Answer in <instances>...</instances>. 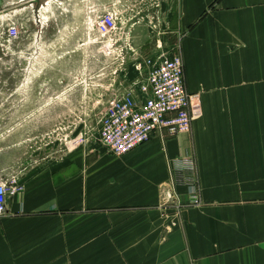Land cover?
<instances>
[{
	"label": "crops",
	"instance_id": "1",
	"mask_svg": "<svg viewBox=\"0 0 264 264\" xmlns=\"http://www.w3.org/2000/svg\"><path fill=\"white\" fill-rule=\"evenodd\" d=\"M121 3L163 27L136 59L180 50L201 114L189 133L123 156L97 137L27 176L0 216V264H264V0ZM187 156L195 173L173 165Z\"/></svg>",
	"mask_w": 264,
	"mask_h": 264
},
{
	"label": "rangeland",
	"instance_id": "2",
	"mask_svg": "<svg viewBox=\"0 0 264 264\" xmlns=\"http://www.w3.org/2000/svg\"><path fill=\"white\" fill-rule=\"evenodd\" d=\"M121 1L6 0L0 11L2 180L23 185L66 152L100 142L108 106L144 80L136 58L153 54L147 46L156 38L163 46V27H137L142 21ZM108 10L117 13L118 27L100 35L93 24ZM13 24L20 29L15 38L8 35Z\"/></svg>",
	"mask_w": 264,
	"mask_h": 264
},
{
	"label": "built area",
	"instance_id": "3",
	"mask_svg": "<svg viewBox=\"0 0 264 264\" xmlns=\"http://www.w3.org/2000/svg\"><path fill=\"white\" fill-rule=\"evenodd\" d=\"M94 30L100 35H109L118 27L116 12L108 10L95 21ZM19 26L8 28V35L15 38ZM146 67V80L140 83L141 95L128 91L114 100L106 109L101 121L100 142L115 156H123L151 139L158 133L161 138L174 137L192 130L193 121L200 116L201 109L194 96L187 90L184 59L180 50L171 55L148 58L136 65L137 70ZM84 140H80L82 143ZM178 171L195 173L194 157L176 159ZM190 205H200V190L197 184L189 186ZM23 185L18 179L0 180V216L7 212L9 196L22 193ZM165 203H175L176 193L164 192ZM182 205V203H179Z\"/></svg>",
	"mask_w": 264,
	"mask_h": 264
},
{
	"label": "water",
	"instance_id": "4",
	"mask_svg": "<svg viewBox=\"0 0 264 264\" xmlns=\"http://www.w3.org/2000/svg\"><path fill=\"white\" fill-rule=\"evenodd\" d=\"M6 0H0V11L5 9Z\"/></svg>",
	"mask_w": 264,
	"mask_h": 264
}]
</instances>
